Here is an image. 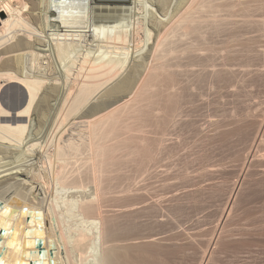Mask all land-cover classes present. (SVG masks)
Masks as SVG:
<instances>
[{"label":"bare ground","instance_id":"1","mask_svg":"<svg viewBox=\"0 0 264 264\" xmlns=\"http://www.w3.org/2000/svg\"><path fill=\"white\" fill-rule=\"evenodd\" d=\"M188 1L191 0H0V264H82L88 260L85 257L90 247L95 255L101 253L96 257L97 264H120L121 258L127 259L122 251H128L134 243L128 248V243L119 242L122 239H118L114 221L104 219L101 199L106 193L104 188L111 185L102 184L111 177L105 179L107 173L121 171L113 165L125 156L122 152L126 148L146 149V137L138 136L135 130L143 129L152 120L158 127L161 119L168 123L179 114L177 104L172 109L169 106L178 99L172 88L181 80L176 77L182 63L176 64L180 69L173 70L180 62L173 65L169 58L178 54L177 43H184L182 37L188 32L202 34L200 22L185 29L192 18L186 11ZM248 4L245 6L249 9ZM225 6L218 5L219 10ZM230 6L225 7L229 15L234 11L232 7L228 10ZM206 12L207 20L215 11ZM203 13L204 10L199 13L202 19ZM193 43L182 45L185 48L180 51L214 67L216 57L212 53L204 56L207 59L202 56L204 60L199 53L206 49L215 52V46L201 39ZM208 75L215 77L218 71L209 69ZM183 98L185 101L187 97ZM263 126L264 120L258 133ZM125 130L129 136L123 137ZM76 163L80 164L75 166ZM122 190L123 194L119 192L124 196L123 187ZM137 191L133 194L139 196ZM60 193L72 195L65 203L66 211H73L70 215L76 213L81 220L74 233L70 227L66 229L72 235L66 233L58 210ZM115 196L110 197L115 200Z\"/></svg>","mask_w":264,"mask_h":264},{"label":"rangeland","instance_id":"2","mask_svg":"<svg viewBox=\"0 0 264 264\" xmlns=\"http://www.w3.org/2000/svg\"><path fill=\"white\" fill-rule=\"evenodd\" d=\"M254 1L191 0L187 2L186 11L191 13L192 18L186 22L185 29H191L200 22L202 34L196 32L184 34L185 37H182L184 43L183 41L177 43L179 46L181 44V47H177L178 54L170 55L173 57L171 60L170 56L168 57L173 65L177 60L180 62L175 63L177 68L172 65L173 70L180 69L177 65L181 63L182 65L179 66L181 70L187 69H183V72L177 71L176 79L181 80L177 81V85H173L176 88H172L173 86L169 88H172L178 96L176 101L172 100L173 106H169V109L177 104L180 115L177 114L179 117L175 115L171 120L172 122L175 120L174 125H171V121L168 122L169 125L166 122V125L161 119L158 128L156 121L154 123L152 120L149 121L150 125L149 122L146 125L150 132L146 127L143 128L146 130L143 133H139L143 129H137L139 132L135 130L138 136L143 134L142 137H146L148 141L146 149L139 150L135 146L130 147V150L126 148L125 153L122 152L125 158L119 157L120 159L113 165V168L120 167L121 171L114 169V173L109 172L111 175L107 173L109 176H105V179L111 177L102 184L111 185L104 188L106 193L112 188L111 192L108 191L109 198L104 193V197L109 200H105L101 194V198L103 197L101 201L104 202H101L102 205L104 204V207L101 205V212L104 219L112 218L114 221L118 230L116 234H119L118 239H122L119 242L128 243V248L134 243L129 252L125 251L126 249L122 251V256L125 253L127 259L123 257L121 258L123 262L122 260L119 262L123 264H264V126L258 133L260 123L264 120V0H256L259 3ZM246 3H250L249 9L245 6ZM210 4H213V7L217 6L215 7L217 13ZM222 4H226V8L231 5L228 10L234 8L233 12L229 11L231 15L235 12L233 17L227 14L225 7L224 10L222 8L221 11L219 10ZM203 10L205 22L200 18L202 15H199ZM206 11H211L210 13L215 11L217 17L212 13L213 17H209L211 19L207 21ZM210 13L208 16H211ZM229 19L234 24L231 22L228 24ZM220 21L225 23L222 22V25ZM213 29L215 32L212 31ZM200 39L217 49L215 52L206 49L199 53L201 58L212 53L216 57L213 56L214 67L205 65L207 61L204 59L207 57L202 58L206 66L204 68L203 63L198 61L199 58L196 59L194 56L197 60L195 62L192 55L182 53L187 43L191 45ZM182 45H185L184 48ZM189 60H193L195 64L193 61L189 63ZM192 69L194 73L190 71ZM196 69L203 75H200ZM209 69L217 70L218 75L215 77L208 75ZM178 85L181 88L183 86L186 92L179 89ZM169 91L174 93L172 90ZM182 97L187 98L182 101ZM182 110H186L185 113ZM149 127L154 128L152 130ZM155 129L160 130L156 133ZM162 131L163 133L160 134ZM123 132L122 136H129L126 130ZM135 132L130 133L134 135ZM79 162L82 163V160ZM80 163H76L75 166ZM116 172L120 174H115ZM88 181L86 183L89 184ZM115 185L118 188L116 191ZM119 185L121 187H118ZM122 187L125 190L124 196ZM135 190L141 192H136L139 196L134 195ZM129 192L132 193L131 196L136 197L131 198ZM111 195L118 196L113 200ZM69 197L72 198L69 193H60L58 210L62 213L65 230L70 227L69 230L72 229L70 230L72 232L80 227L78 223L81 220L76 213L71 216V211H66L68 209L65 203ZM116 200L122 202L119 204ZM112 208L113 210H110ZM113 213L114 215H111ZM117 225L126 232L117 228ZM67 230L66 233L72 235ZM129 237L131 239H128ZM93 250L92 247L88 249L86 256H89L85 257L88 260L84 261V264H97L96 257H100L101 253L95 255ZM102 251L104 252L103 246Z\"/></svg>","mask_w":264,"mask_h":264}]
</instances>
